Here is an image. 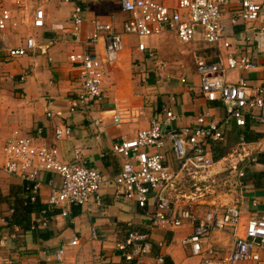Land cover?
<instances>
[{"label": "crops", "instance_id": "1", "mask_svg": "<svg viewBox=\"0 0 264 264\" xmlns=\"http://www.w3.org/2000/svg\"><path fill=\"white\" fill-rule=\"evenodd\" d=\"M157 1L173 8L178 5L177 0ZM76 3L82 4L85 16L79 34L74 32L71 19ZM40 6L45 10V23L41 27L34 24ZM2 9L11 10L12 17L6 28H0V256L14 264H56L55 254L66 244L60 264H132L116 245L125 239L130 228L149 229L148 207H140L136 200L124 196L117 197L116 188L110 184L102 187L101 205L51 207L48 199L49 182L55 177L52 172L42 174L38 199L31 205L25 182L3 168L6 141L19 131L36 144L55 143L65 161L73 160L78 151L88 166L113 178L121 171L124 161L114 152L113 143L122 137H134L140 128L148 127L150 119L162 112L167 103L180 117L173 126L188 124L203 111L217 118L225 117L228 110L222 102L208 101L201 94L195 56L205 53L215 60L216 55L226 52L227 48L205 43L199 35L191 44H185L174 33L167 32L148 40L157 55L150 58L147 52L138 50V40L135 46H124L120 60L107 66L104 94L100 100L91 101L89 113H71L68 110L70 100L83 91V86L69 55L88 50L102 58L105 56L103 39L89 44L86 38L93 30L95 19L112 23L116 30L123 32L129 15L121 9L120 0H0V11ZM232 13L229 6H224L223 20L230 34L253 38L254 30L247 29L243 23L232 24ZM253 25L264 26V16ZM29 37H34L41 47L8 59L9 49L24 46ZM124 37L128 39L127 34ZM51 41L54 43L50 45ZM253 58L256 57L253 55ZM243 75L251 85H258L264 79L261 67L254 71L232 69L225 72L226 79L231 82H239ZM129 101L143 105L145 117L132 124L116 125L113 109L117 103ZM59 109L64 110L66 119L47 115L48 110ZM95 118L101 119L100 125L94 124ZM64 123L72 126V136L56 141L55 130ZM248 128L254 132L249 151L256 153L260 128L250 121L244 128L233 122L229 125L227 139L213 145L218 158L241 148L240 136ZM167 153L168 161L177 166L174 152L170 149ZM253 156L241 162L244 176L229 166L217 164L211 172L216 179L215 192L192 206L200 217L212 205L220 208L237 205L244 211L239 226L212 233L210 241L217 257L229 250L234 234L242 233L248 219L264 215V153H260L257 161L250 159ZM180 209L176 207L175 214H179ZM64 210L68 211L67 215ZM26 220L30 221V227L24 230ZM193 230L194 225L189 220L181 226L156 228L152 234V252L146 257V263L156 264L158 257L164 256L163 264H203L208 254L194 256L185 243ZM75 238L78 244H70Z\"/></svg>", "mask_w": 264, "mask_h": 264}, {"label": "built area", "instance_id": "2", "mask_svg": "<svg viewBox=\"0 0 264 264\" xmlns=\"http://www.w3.org/2000/svg\"><path fill=\"white\" fill-rule=\"evenodd\" d=\"M177 3L173 8L157 0H120L121 9L129 15L123 32L116 30L112 23L93 20V30L86 42L96 44L103 39L105 56L102 58L88 50L74 51L69 55L73 69L78 71L83 91L71 98L68 110L71 113H89L91 101L102 98L107 66L120 60L124 35L136 34L138 50L154 58L157 55L148 40L172 32L185 44H191L199 35L205 43L227 48L226 52L220 51L215 60L205 53L195 56L201 94L208 101L222 102L228 110L225 117L217 118L209 111H203L192 122L173 126L180 117L167 103L162 112L150 119L148 127L140 128L134 137H122L113 143L114 152L124 159L121 171L113 178L98 168L88 166L78 151L73 160L65 161L57 144H36L19 131L6 141L3 168L9 175H17L25 182V190L33 200L40 191L42 174L54 173L56 178L49 182L51 194L48 203L51 207L101 205V190L106 184L116 188L117 197L124 196L136 200L140 207H148L149 229L130 228L125 239L116 245L132 264H147L146 257L152 252V234L156 228L181 226L185 220L194 225L193 233L185 239V243L194 256L208 254L203 264H264V215L248 219L242 233L234 234L229 250L217 257L210 241L212 233L239 226L244 211L237 205L224 208L212 205L200 217L192 209L195 202L215 192L217 184L211 172L217 164L229 166L244 176L241 162L253 155L250 159L257 161L258 154L264 153V79L258 85H251L245 77L239 82H231L225 77V72L232 69L254 71L261 67L264 71V26L253 25L255 20L264 16V0H177ZM233 3L237 6L234 7ZM224 6L233 11L232 24L243 23L247 29L254 30L253 38L230 34L223 20ZM44 14V8L38 7L34 18L36 26H44ZM11 17V10L2 9L0 28H6ZM71 19L74 32L79 34L85 21L82 4H75ZM53 43L51 41L50 45ZM40 47L34 37H29L24 46L10 48L7 58H16ZM47 115L67 117L62 109L48 110ZM144 117V106L132 101L117 103L113 109L116 125L132 124ZM249 121L260 128L256 153L251 154L250 143L241 134V148L217 158L213 145L227 139L229 125L234 122L244 128ZM93 122L98 126L101 119L95 118ZM72 133V126L64 123L56 128L55 140L69 138ZM170 149L175 154L177 166L168 161L167 152ZM176 207L181 208L179 214H175ZM63 213L67 215L68 211ZM43 224L46 225L45 220ZM70 244H78V238ZM66 247L63 244L55 254L56 264L63 261ZM163 262L164 256H159L156 264ZM0 264L14 263L0 256Z\"/></svg>", "mask_w": 264, "mask_h": 264}, {"label": "trees", "instance_id": "3", "mask_svg": "<svg viewBox=\"0 0 264 264\" xmlns=\"http://www.w3.org/2000/svg\"><path fill=\"white\" fill-rule=\"evenodd\" d=\"M251 133H254L251 129H245L244 130V132H242V134H244L245 135V138H246V140H248V141H251ZM216 155V154H215ZM262 155V154H261ZM258 156H260V153H259V155ZM216 157L218 158V156L216 155ZM261 159V158H260ZM26 192V191H25ZM37 199L38 198H36L35 200H33L32 198H31V196L30 195H28L27 194V200H29V204H34L36 201H37ZM27 203V204H28ZM29 207V206H28ZM29 209V208H28ZM41 209V208H40ZM27 221V223H26V226L24 227V230H27L28 229V227H30V221L29 220H26Z\"/></svg>", "mask_w": 264, "mask_h": 264}, {"label": "rangeland", "instance_id": "4", "mask_svg": "<svg viewBox=\"0 0 264 264\" xmlns=\"http://www.w3.org/2000/svg\"><path fill=\"white\" fill-rule=\"evenodd\" d=\"M128 39H126L124 37L123 41H124V46H135L137 41H138V36L136 34L133 33H129L127 34ZM188 49L191 50L190 47H188ZM192 51V50H191ZM135 60V59H134ZM135 62V61H134ZM244 76V75H243ZM245 77V76H244ZM246 78V77H245Z\"/></svg>", "mask_w": 264, "mask_h": 264}]
</instances>
